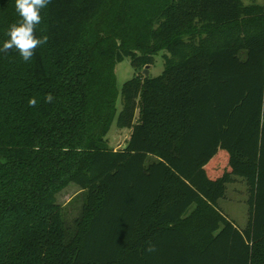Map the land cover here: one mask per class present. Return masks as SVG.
Returning <instances> with one entry per match:
<instances>
[{
    "label": "trees",
    "instance_id": "obj_1",
    "mask_svg": "<svg viewBox=\"0 0 264 264\" xmlns=\"http://www.w3.org/2000/svg\"><path fill=\"white\" fill-rule=\"evenodd\" d=\"M41 16L30 61L0 52V264H264V0H51ZM19 19L0 0V47ZM114 122L131 129L118 149ZM239 177L243 229L219 204Z\"/></svg>",
    "mask_w": 264,
    "mask_h": 264
},
{
    "label": "rangeland",
    "instance_id": "obj_2",
    "mask_svg": "<svg viewBox=\"0 0 264 264\" xmlns=\"http://www.w3.org/2000/svg\"><path fill=\"white\" fill-rule=\"evenodd\" d=\"M163 69V50H160L156 56V63L151 65L148 70L151 76H157L163 72ZM114 70L116 73V87L121 92L123 84L133 77L134 67L127 57L118 62ZM130 132V128H120L114 122L108 134L110 146L115 149L124 147L127 144ZM57 200L63 205L66 223L73 227L75 218L82 213L86 191L81 189L79 185L71 183L58 193ZM219 204L224 213L238 227L245 228L249 221V186L247 181L239 177L234 182L229 183L226 195L220 199Z\"/></svg>",
    "mask_w": 264,
    "mask_h": 264
},
{
    "label": "clouds",
    "instance_id": "obj_3",
    "mask_svg": "<svg viewBox=\"0 0 264 264\" xmlns=\"http://www.w3.org/2000/svg\"><path fill=\"white\" fill-rule=\"evenodd\" d=\"M50 3L51 0H15V9L20 19L8 27L6 31L8 39L3 42L0 52L8 53L15 49L23 61H30L36 49L48 41L47 36L37 37L36 28L42 21L41 11ZM44 99L45 102L51 103L54 97L48 93ZM28 104L30 107H35L36 98H30ZM155 250V245L148 242L146 251L153 252Z\"/></svg>",
    "mask_w": 264,
    "mask_h": 264
},
{
    "label": "water",
    "instance_id": "obj_4",
    "mask_svg": "<svg viewBox=\"0 0 264 264\" xmlns=\"http://www.w3.org/2000/svg\"><path fill=\"white\" fill-rule=\"evenodd\" d=\"M150 66H151V65H147L146 69L144 70V73H145L146 76H149V75H150V74H149V70H148V68H149Z\"/></svg>",
    "mask_w": 264,
    "mask_h": 264
}]
</instances>
